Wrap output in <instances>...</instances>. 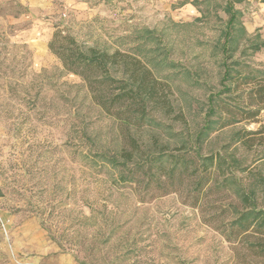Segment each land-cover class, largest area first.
I'll use <instances>...</instances> for the list:
<instances>
[{"label": "rangeland", "instance_id": "rangeland-1", "mask_svg": "<svg viewBox=\"0 0 264 264\" xmlns=\"http://www.w3.org/2000/svg\"><path fill=\"white\" fill-rule=\"evenodd\" d=\"M227 5L264 40V0H0V264H264V227L235 224L264 212V133L252 149L237 136L261 130L264 110L232 123L228 106L237 118L250 107L223 81L225 63L264 71V49L243 43L226 60ZM57 29L170 86L185 122L151 109L131 133L148 157L182 156L186 174L144 178L137 156L136 181L121 182L119 122L49 50ZM209 156L220 170L199 193Z\"/></svg>", "mask_w": 264, "mask_h": 264}, {"label": "trees", "instance_id": "trees-1", "mask_svg": "<svg viewBox=\"0 0 264 264\" xmlns=\"http://www.w3.org/2000/svg\"><path fill=\"white\" fill-rule=\"evenodd\" d=\"M224 11L228 15V21L222 33L224 42L221 47L226 60L232 57L231 55L243 43L249 45L252 53L260 52L264 48V42L261 41L259 34L253 37L248 34L240 20V12L230 5H227ZM49 50L59 58L67 72L79 76L86 83L93 102L119 122L123 145L120 152L123 161L120 164L123 168L121 182L136 181L137 178L134 176L136 172L130 170L128 165L133 164L137 156L144 159L138 168L141 171L139 176L144 178H147L153 169L159 177L170 179H174L176 175L181 177L188 172V163H182V156H165L164 152L158 156H146L139 141L131 133L132 128L140 130L148 123L151 109L167 117L175 115L173 118L176 121L185 122L184 115L181 112L175 114L172 107L170 86L157 79L142 60L120 50L109 53L97 48H88L84 51L72 36L59 29L49 42ZM223 67V81L230 84L224 86V92L232 93L244 88L250 107L248 111L238 110L241 118H237L238 114L228 106L226 115L229 116V120L233 119L232 123H236L237 120L255 121L264 110V71L239 63L235 68L227 63ZM231 122L227 121L223 126L232 124ZM263 133L264 127L255 132L241 131L237 136L243 146L252 149L256 145L255 142L259 141L256 138ZM170 161L172 167L169 170L166 163ZM216 163L213 156L203 159L201 171L203 177L197 184L199 193L209 184V171L214 166L220 170V164ZM151 165H155V168ZM157 181L161 185L164 184L160 178ZM244 202H248V198H244ZM258 223L264 227V212L254 210H247L235 221L241 234L248 233ZM262 251L264 253V248Z\"/></svg>", "mask_w": 264, "mask_h": 264}, {"label": "crops", "instance_id": "crops-1", "mask_svg": "<svg viewBox=\"0 0 264 264\" xmlns=\"http://www.w3.org/2000/svg\"><path fill=\"white\" fill-rule=\"evenodd\" d=\"M232 7H233V6H232ZM233 8H234V7H233ZM234 10H235V8H234ZM236 11H238V10H236ZM238 12H239V11H238ZM240 14H241V12H240ZM241 16H242V14L240 15V18H241ZM240 20H241V19H240ZM241 22H242V20H241ZM242 24L244 25L243 22H242ZM244 27H245V25H244ZM245 28H246V27H245ZM246 30H247V29H246ZM247 32H248V30H247ZM248 34H249V32H248ZM257 34H259V33H257ZM249 35H250V34H249ZM259 35H260V34H259ZM250 36H251V35H250ZM252 37H253V36H252ZM260 37H261V41L264 42V40L262 39V36H261V35H260ZM263 49H264V48H263ZM263 49H262V50H263ZM3 255H4V254H2V256H3ZM6 255H7V254H6ZM6 255H5V256H6Z\"/></svg>", "mask_w": 264, "mask_h": 264}]
</instances>
